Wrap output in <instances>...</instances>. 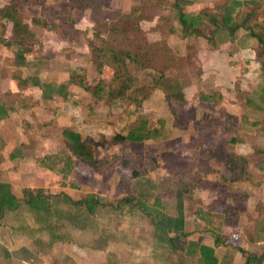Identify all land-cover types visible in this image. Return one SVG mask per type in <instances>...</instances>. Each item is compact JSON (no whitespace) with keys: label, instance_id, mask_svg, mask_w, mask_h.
Returning <instances> with one entry per match:
<instances>
[{"label":"rangeland","instance_id":"rangeland-1","mask_svg":"<svg viewBox=\"0 0 264 264\" xmlns=\"http://www.w3.org/2000/svg\"><path fill=\"white\" fill-rule=\"evenodd\" d=\"M228 1L78 0L72 5L69 0H32L27 5L12 1L34 37H18L23 39L21 48L27 50L26 63L21 65L13 58L16 47L6 49L2 43H11L13 38L11 23L0 18V106L7 112V119L0 120V158L5 147L17 158L1 161L0 182L8 184L18 197L24 188L40 187L47 194H64L72 200L92 193L103 205L89 216L81 208L56 200L53 206L58 214L51 223L54 240L50 230H36L31 215L7 214L0 221V264H112L114 259H107L108 253L114 254L115 264H199L194 256L185 254L183 237L175 251L162 245L140 204H145L150 216L154 210L176 216V189L166 185L160 189L169 170L193 166L192 174H196L208 166L216 173L203 178L218 180L224 173L229 176L221 158L232 155L244 158L246 171L240 180L215 192L216 198L201 192L204 182L198 174L193 178L196 184L183 183L189 190L183 195V230L201 233L197 236L201 242L211 234L198 224L199 210H229L231 225L220 220L208 226L224 236L228 246L264 256V170L256 167L264 166V45L255 40L264 39V0H243L249 6L238 9L241 18L251 12L246 25L255 37L239 33L229 38L220 30L213 34L212 46L193 38L180 41L173 7L177 3L186 15L195 17L198 13L213 15ZM9 4L10 0H0V9ZM62 12L66 24H62ZM124 16L130 17L129 22ZM32 19L57 27L52 31L33 27ZM87 42L97 47L104 43L105 50L114 52L133 53L137 48L146 52L147 56H139V67L124 70L134 78L128 99L96 100L69 83L73 73L72 79L89 85L98 80L108 83L112 77L111 66L97 74ZM161 73L158 87L149 91ZM138 88L146 90L144 98L136 114L129 116L134 106L130 100ZM177 92L183 94V103L166 100L165 95ZM43 94L48 99H42ZM206 95L211 102L205 104L200 97ZM226 114L237 118L234 133L223 131ZM140 122L155 130L153 138L92 149L95 159L110 166L108 176L94 173L75 159L65 177L59 174L69 157V145L59 136L63 127L76 130L81 139L103 144ZM230 136L236 144L226 143ZM210 150L214 157L208 155ZM39 158L54 171L38 168L35 162ZM132 171L138 176L132 177ZM225 194L230 197L220 202ZM18 226H24L23 230L17 231Z\"/></svg>","mask_w":264,"mask_h":264},{"label":"trees","instance_id":"trees-1","mask_svg":"<svg viewBox=\"0 0 264 264\" xmlns=\"http://www.w3.org/2000/svg\"><path fill=\"white\" fill-rule=\"evenodd\" d=\"M10 1L11 4L0 9V18L5 19L11 23V37L13 38V40L11 43H2H4L6 49L11 50L12 46L16 47V50L13 54V58L21 65H23L24 63H26L24 60V53L27 50H23L21 48L23 39L18 37L31 39L34 37V35L29 30L28 25L22 22L19 18V13L16 9V6L12 4V1L14 0ZM69 2L70 5H72L78 2V0H69ZM21 3L23 5L31 4L32 0H21ZM230 6H234L235 8L230 9ZM239 6V2L229 0L222 8H220L218 12L213 15L202 16L198 13L197 16L191 17L186 15L185 11L181 10L179 8L180 6L177 3H174L173 7H175L176 10V21L180 29L179 40L185 43L189 39L193 38L196 40H202L203 42L205 41V43L212 46L214 37L213 34L217 33L220 30L221 32H224L226 36H229L231 38L236 37L239 33L243 34V31H248L249 35L255 37L256 35L254 33H251L248 25H246V23L251 17V12L248 13V15H246L245 17L241 18L238 9H236ZM60 15L63 16L62 24H66L67 21L63 20V18H65L63 12L60 13ZM124 19L129 22L130 17L124 16ZM30 23L33 27H43L46 28L48 31H52L53 28L57 27L54 24L48 25L43 20L41 21L39 19H32ZM68 24L73 29L72 23L68 22ZM135 27L136 26L132 24V28H134V31H136ZM65 37L70 38L68 36ZM255 40L256 44L264 45V39L255 37ZM105 46L106 45L104 43H102L100 47H97L91 44L90 42H87L88 52L92 59L91 62L98 75L101 74L102 69L105 67L111 66L114 68L112 77L108 81V83H105L103 80H98V82L94 85L85 84L81 79H72V77L75 76V73H73L74 76L69 79V83L76 84L79 88L89 93L92 98L96 100H102L105 98L106 100L108 99V101L116 99H128L127 93L130 91V87L134 83V78L127 71L124 72V70L127 66L139 67L141 65V59H139V56H141L142 54L147 56V54L146 52L142 51V48H137V50L132 53L129 51L114 52L112 50H105ZM151 46L156 47L154 45ZM144 61L146 64L150 65V61L148 59H144ZM262 69L264 70V60L262 63ZM162 79L163 74L161 73L157 80H154L153 87L151 86V88H149V91L157 88L158 81H161ZM34 84V86H37L36 83ZM145 91L146 90L143 88H138L136 89V93L134 94L135 96L139 97V99L137 100L135 96L132 97L131 100L129 99L131 103L134 104V106H132L133 110H129V116L136 114L137 108L141 105L143 101L142 99L144 97L142 96V94L145 93ZM42 93L44 92L42 91ZM215 95L217 96L218 100L219 95ZM165 98L166 100L175 99L178 100L180 103L184 102L183 94L181 92H177L172 95H165ZM42 99L48 98H45L43 94ZM200 100L205 104L211 102V98L209 95L201 96ZM5 119H7V112L3 110L0 106V120ZM236 119L237 118L234 114H226L224 116L223 131L225 133H234L236 131ZM154 133V129L149 130L148 128H146L144 122H140L139 125L129 129L125 133L120 132L114 134L108 140H105L103 144H98L90 138L81 139L79 133L76 130H73L69 127H63L59 130V136L66 144L69 145V157L67 158V161H65L64 168L58 170V172L59 174H61L62 177H65L66 174L72 169L70 165L71 160L75 159L80 163L86 165L94 173H106L108 176L110 166H105L104 164H106V162L104 160L95 159L93 157V148H98L102 146L101 148L106 150V148H109L111 146H117L124 143L139 144L145 140L153 138L152 135ZM226 143L234 145L237 142L234 136H230L229 140H226ZM207 152L210 158L214 157L213 151L210 150ZM220 161L223 162V169L229 173V176H227V178L225 176H219L218 180L203 178V176H206L207 174L216 173V170H212L211 168H208V166L203 170L200 168V173L198 172L196 174H192V172L194 171L193 166H187L186 169L173 167L171 168V170H169V172L167 173L168 178L166 179V183H160V189H162L163 185L176 189L174 195V209L176 212V216H165L159 214L157 210H154V216H150L149 210L145 206V204H140L139 208L142 215L147 218L149 224L151 225V227H153L155 231L153 232L155 233L154 235H159L158 240L162 243V245L168 247L169 250L175 251V249H178L177 247L179 246L180 238L183 237L187 241L185 254L194 256L198 260L199 264H217V261L216 258H214L213 256V248L205 244V238L202 239L201 242H198L197 236L201 233L184 232L183 230L185 226L184 217L186 213L183 195L189 194V190H187V188H184L183 183L188 185V183L193 184V182L195 181L196 184L197 180H193V178L197 177L198 174L199 178L201 176L200 179H203L204 182L202 185H200L201 189L220 191L224 189V184L233 183L236 182V180H240L239 178L246 171L243 166V163H245L243 157L237 155L226 156L222 157ZM36 162L39 167L47 169L50 172L54 171V168L44 163L43 158L36 159ZM256 167L259 168V170H264V166ZM137 176V173L135 171H132V177ZM56 200H62L65 204L73 208H81L84 213L89 216H93L96 208L102 207L103 205L102 200L92 193H87L77 200H72L64 194H47L42 188H36L32 190L24 188L21 190L20 197H18L13 194L8 184L0 182V221L7 214L18 213L22 215L21 213H25L32 216L31 223H33V225H37V231H40L41 229H46L50 230V232H54L55 229L52 228L51 223L53 221V217L58 214V211L53 206V203ZM153 203H155V201H153ZM153 203L151 205H153ZM199 213H201V216L199 218L203 220L202 215H204L205 212L199 210ZM229 215V210H223L219 216H214V218L216 219L217 223L221 220V224L231 225L230 223H228ZM23 228L24 226H18L16 230L22 231ZM206 228L211 227L209 226ZM206 228L203 229V231L211 234V237H209L208 240L211 239V245H213V247L228 246V242L226 241L224 236H221L220 233H215L212 228L210 230ZM200 230L201 229H199V231ZM53 232L49 235L54 240L55 234H53ZM231 248L237 251L240 255H242L243 264L264 263L263 255L257 256L253 254H248L240 248ZM19 251L21 252L22 250ZM106 256L107 259L108 257H112L114 259V263L112 264H115L116 262L118 263V261L112 254H107Z\"/></svg>","mask_w":264,"mask_h":264},{"label":"crops","instance_id":"crops-1","mask_svg":"<svg viewBox=\"0 0 264 264\" xmlns=\"http://www.w3.org/2000/svg\"><path fill=\"white\" fill-rule=\"evenodd\" d=\"M231 1V0H230ZM233 1H237V2H239L240 3V6L239 7H237L236 9H239V8H242V7H244L245 5L246 6H249V4H248V2L247 3H244L243 2V0H233ZM250 2V1H249ZM231 8H235L234 6H230V9ZM218 10V9H217ZM219 10H220V8H219ZM224 33V32H223ZM243 34H241V35H243V36H245V37H252L251 35H249L248 34V31H246V32H242ZM225 36H226V34H225ZM229 38H231V37H229ZM233 38V37H232ZM235 38V37H234ZM230 40V39H229ZM40 97V96H39ZM1 121H4V120H1ZM10 149H6V147H5V149L4 150H2L1 151V158H0V163H1V161L3 160V159H5L6 161H11V162H14V160L15 161H17V158H15L16 156H14V155H9L10 154ZM36 163V165H37V167L39 168V165L37 164V162H35ZM1 165V164H0ZM41 168V167H40ZM41 169H43V168H41ZM47 170V169H46ZM48 171V170H47ZM50 172V171H49ZM223 176H225L226 178H227V175L224 173L223 174ZM230 184H232V183H229V185ZM38 188H40V187H38ZM36 189V188H35ZM43 189V188H42ZM203 191H201V192H208V193H211V194H215V192H216V194H217V192H219V191H213V190H208V189H202ZM207 190V191H206ZM204 192V193H205ZM214 192V193H213ZM216 194H215V198L217 197L216 196ZM228 197H230V195H224V199L223 198H221L220 199V202H222L223 200H224V202H225V199L226 198H228ZM204 203H205V201H204ZM207 210H209L208 208H207ZM207 210H205V214L204 215H202L203 216V220H201L200 218H199V221H198V224H200V225H203V226H205V227H209L208 225H209V223L212 221L213 223H217L216 222V219L214 218V216L216 217V216H219L221 213H222V210L221 211H218V212H214V210H212V211H210V212H208ZM200 214L201 213H199V216H200ZM206 218H208V220L206 219ZM206 229H208V230H210L211 228H206ZM201 236V235H200ZM207 239V240H206ZM209 238H207V235H206V237H205V244L206 245H208V246H210L211 248H213V256H214V258H216V261H217V264H243V258L241 257V258H239L240 257V254L237 252V251H234V249H232L231 247H228V246H225V247H223V246H219V247H213V245H211V239L210 240H208ZM243 250H246V248H242ZM247 251V250H246ZM109 254V253H108ZM112 255H114V254H112Z\"/></svg>","mask_w":264,"mask_h":264}]
</instances>
